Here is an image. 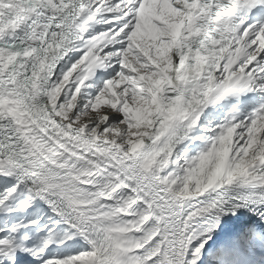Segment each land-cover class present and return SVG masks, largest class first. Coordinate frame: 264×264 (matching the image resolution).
<instances>
[{"label": "snow or ice", "instance_id": "1", "mask_svg": "<svg viewBox=\"0 0 264 264\" xmlns=\"http://www.w3.org/2000/svg\"><path fill=\"white\" fill-rule=\"evenodd\" d=\"M0 264H264V0H0Z\"/></svg>", "mask_w": 264, "mask_h": 264}]
</instances>
